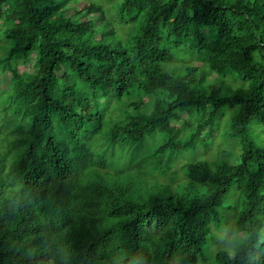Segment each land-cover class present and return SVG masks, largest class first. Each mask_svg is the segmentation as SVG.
Wrapping results in <instances>:
<instances>
[{
	"label": "trees",
	"instance_id": "obj_1",
	"mask_svg": "<svg viewBox=\"0 0 264 264\" xmlns=\"http://www.w3.org/2000/svg\"><path fill=\"white\" fill-rule=\"evenodd\" d=\"M73 2L0 0V70L12 75L8 91L0 86V264H200L234 186L247 237L214 264H264V143L254 129L264 127V0H122L127 39L99 5L85 8L99 20L81 21ZM182 43L207 52L208 71L163 70ZM32 60L35 69H20ZM231 75L248 86L226 85ZM236 107L237 165H188L203 194L150 185ZM184 113L198 123L181 139L173 121ZM158 135L147 174L113 170L117 152Z\"/></svg>",
	"mask_w": 264,
	"mask_h": 264
},
{
	"label": "rangeland",
	"instance_id": "obj_2",
	"mask_svg": "<svg viewBox=\"0 0 264 264\" xmlns=\"http://www.w3.org/2000/svg\"><path fill=\"white\" fill-rule=\"evenodd\" d=\"M122 0H75V2L69 5V13H80L79 19L82 20H99L101 18V13L95 15H87L85 10L87 5L97 4L99 5L105 13V20L111 21L117 28L118 34L123 38L127 39L131 24H120L116 16V3H120ZM2 29H5V24L3 23ZM8 43L3 36V32L0 33V57L5 55V46ZM175 61L170 64L163 66V70L172 75L185 73L187 67H198L204 71H208L205 60L207 52L205 50L192 49L190 44L182 43L174 49ZM35 69L34 61L32 60L28 66L20 65L22 71ZM200 71V69H199ZM207 83L214 84L218 82V78L214 74L207 73ZM12 75L9 72H2L0 70V86L2 91H8L10 87ZM223 82L226 85H230L232 88L247 87L248 85L241 81L236 76L222 77ZM4 103L1 105V109L4 108ZM239 108L226 109L224 114L220 117L218 123L213 129L211 136L204 135V139L199 143L198 149L185 151L179 153L172 164V169L167 173H156V178L153 179L150 176L148 180L150 185L154 181H159L160 183L167 184L170 183L173 192L177 194H189L191 196L196 193L203 194V190L197 184H193L187 177V166L199 161H207L210 163L216 162H227L232 165H237L240 162V156L243 151V147L239 138H231L229 134L231 133L232 123L234 116L237 114ZM209 112L211 108L207 109ZM198 123V118L196 115L182 114L181 118L177 121H173V125L176 128H180L181 139H186L195 128ZM256 130V137L259 138L264 143V127L254 125ZM260 133V134H259ZM163 145L162 136H157V138H147L144 144L138 148H125L121 152H117V156L112 158L115 163V168L113 170L118 171L125 164H136L141 165L143 168L140 170V175L144 176L148 173V166L151 160V154L158 147ZM166 155L164 160H168ZM120 164V165H119ZM132 171H134L133 165ZM136 172V171H135ZM134 174V173H133ZM128 180L135 181L138 187L141 185V181L138 178H124V182L128 183ZM189 192H186L187 190ZM186 192V193H185ZM245 208V202L238 190L237 186H234L227 196L224 206L218 210L220 215L219 224H213L211 226V233L209 235V242L204 249L203 255L199 257L200 264H214L216 255L221 251H227L230 254H235L237 252L238 244L246 239L247 230H242L237 226L240 214Z\"/></svg>",
	"mask_w": 264,
	"mask_h": 264
}]
</instances>
